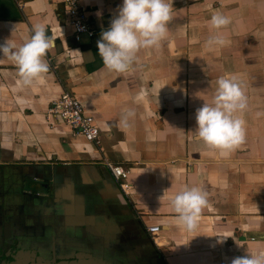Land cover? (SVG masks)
Wrapping results in <instances>:
<instances>
[{
    "label": "crops",
    "instance_id": "0c3cea01",
    "mask_svg": "<svg viewBox=\"0 0 264 264\" xmlns=\"http://www.w3.org/2000/svg\"><path fill=\"white\" fill-rule=\"evenodd\" d=\"M166 2V37L121 73L104 66L97 40L122 0H79L93 32L77 41L61 0H0V43L21 45L37 24L54 40L48 72L27 86L0 53V220H36L41 229L65 220L142 264H230L264 252V0ZM217 13L230 24L212 28ZM216 35L224 43L209 46ZM231 75L247 99L236 113L245 140L221 155L195 138V113ZM64 90L93 117L97 143L46 120V105ZM103 160L127 168V195ZM185 187L207 193L193 230L170 204ZM154 225L156 245L145 231Z\"/></svg>",
    "mask_w": 264,
    "mask_h": 264
},
{
    "label": "clouds",
    "instance_id": "9594fccd",
    "mask_svg": "<svg viewBox=\"0 0 264 264\" xmlns=\"http://www.w3.org/2000/svg\"><path fill=\"white\" fill-rule=\"evenodd\" d=\"M171 19L172 6L166 0H122L116 15L107 29L102 28L97 40L98 54L104 66L116 72L127 71L136 61L139 50L158 46L166 37ZM230 22L229 18L217 13L211 17L210 26L220 29ZM223 43L224 38L220 35L207 41L209 46ZM53 46L54 40L46 35L45 27L37 24L33 26L32 35L21 45L8 40L0 43V53L15 63L20 77L18 83L27 86L48 72L44 56ZM216 85L211 101L204 100V104L196 109L195 138L226 155L245 140L244 121L236 113L247 107V99L235 75L219 77ZM134 114L127 111L125 120ZM207 203V193L198 187H185L170 198L178 222L188 230L196 227ZM219 242H223V238ZM230 264H264V252L237 256Z\"/></svg>",
    "mask_w": 264,
    "mask_h": 264
},
{
    "label": "flooded vegetation",
    "instance_id": "af4514ba",
    "mask_svg": "<svg viewBox=\"0 0 264 264\" xmlns=\"http://www.w3.org/2000/svg\"><path fill=\"white\" fill-rule=\"evenodd\" d=\"M50 221L41 229L36 220H0V264H142L137 256L102 249V241L88 236L84 226ZM73 239L78 243L71 245Z\"/></svg>",
    "mask_w": 264,
    "mask_h": 264
},
{
    "label": "built area",
    "instance_id": "2783aa9c",
    "mask_svg": "<svg viewBox=\"0 0 264 264\" xmlns=\"http://www.w3.org/2000/svg\"><path fill=\"white\" fill-rule=\"evenodd\" d=\"M61 2L67 15L68 23L73 29L74 40L77 41L80 34L91 36L93 32L91 19L87 15L85 7L80 5L79 0H61ZM45 118L49 122L64 123L75 134L82 136L85 141L97 143L98 129L93 117L85 114L80 102L65 90L61 92L56 100L46 105ZM102 164L119 190L127 195L130 188L129 183L126 181L128 175L127 168L108 160H103ZM145 231L149 234L152 243L156 245V238L158 237L156 233L159 231L158 226H148Z\"/></svg>",
    "mask_w": 264,
    "mask_h": 264
},
{
    "label": "water",
    "instance_id": "95a60500",
    "mask_svg": "<svg viewBox=\"0 0 264 264\" xmlns=\"http://www.w3.org/2000/svg\"><path fill=\"white\" fill-rule=\"evenodd\" d=\"M111 179H112V178H111ZM112 182H113V184H114L115 186H117L116 183H114L113 179H112Z\"/></svg>",
    "mask_w": 264,
    "mask_h": 264
}]
</instances>
